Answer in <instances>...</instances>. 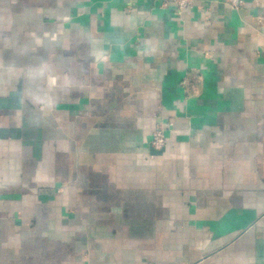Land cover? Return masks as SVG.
<instances>
[{
	"label": "crops",
	"instance_id": "obj_1",
	"mask_svg": "<svg viewBox=\"0 0 264 264\" xmlns=\"http://www.w3.org/2000/svg\"><path fill=\"white\" fill-rule=\"evenodd\" d=\"M0 264H264V0H0Z\"/></svg>",
	"mask_w": 264,
	"mask_h": 264
},
{
	"label": "built area",
	"instance_id": "obj_2",
	"mask_svg": "<svg viewBox=\"0 0 264 264\" xmlns=\"http://www.w3.org/2000/svg\"><path fill=\"white\" fill-rule=\"evenodd\" d=\"M161 7L166 8L168 5H174L177 10L185 11L193 5L195 0H160ZM229 8L233 11H239L243 5L244 0H222ZM166 133L162 125H158L152 132L150 146L154 150H160L164 147L166 143Z\"/></svg>",
	"mask_w": 264,
	"mask_h": 264
},
{
	"label": "water",
	"instance_id": "obj_3",
	"mask_svg": "<svg viewBox=\"0 0 264 264\" xmlns=\"http://www.w3.org/2000/svg\"><path fill=\"white\" fill-rule=\"evenodd\" d=\"M161 152H162V150H160V151L156 152V154H160Z\"/></svg>",
	"mask_w": 264,
	"mask_h": 264
}]
</instances>
